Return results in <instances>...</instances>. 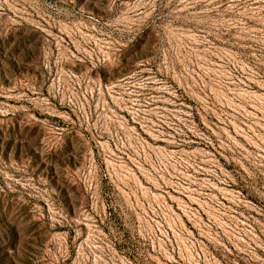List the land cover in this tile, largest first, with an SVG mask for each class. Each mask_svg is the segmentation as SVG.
<instances>
[{
  "label": "rangeland",
  "instance_id": "rangeland-1",
  "mask_svg": "<svg viewBox=\"0 0 264 264\" xmlns=\"http://www.w3.org/2000/svg\"><path fill=\"white\" fill-rule=\"evenodd\" d=\"M0 264H264V0H0Z\"/></svg>",
  "mask_w": 264,
  "mask_h": 264
}]
</instances>
